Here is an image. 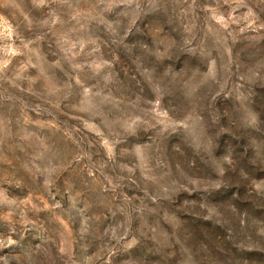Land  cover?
<instances>
[{
  "label": "clouds",
  "instance_id": "obj_1",
  "mask_svg": "<svg viewBox=\"0 0 264 264\" xmlns=\"http://www.w3.org/2000/svg\"><path fill=\"white\" fill-rule=\"evenodd\" d=\"M236 28L264 31V0H0V264L133 247L146 264H264V47H236ZM94 205L113 217L102 236Z\"/></svg>",
  "mask_w": 264,
  "mask_h": 264
},
{
  "label": "rangeland",
  "instance_id": "obj_2",
  "mask_svg": "<svg viewBox=\"0 0 264 264\" xmlns=\"http://www.w3.org/2000/svg\"><path fill=\"white\" fill-rule=\"evenodd\" d=\"M224 8H227V5L223 6ZM7 14V13H6ZM137 27H142L146 31H150V34H156L157 30L153 25H150L148 23L141 24V21H137ZM133 31H135V28H133ZM97 35L100 37V39L105 40L104 48L106 53L108 55H111L113 51H116L117 55H119V48L124 47V45H117L112 43V41L107 40V38L103 35V29H101ZM234 35H235V46L238 48H245L252 45H259L261 47H264V31H260L259 33L256 32H247V33H240L239 29H234ZM125 44L127 41L125 40ZM229 47H232V42L230 41ZM44 49L46 52L49 51L47 44L44 45ZM117 67L120 69L121 74H125L126 72H131L133 75H136V65L133 63V58L131 57H125L120 56L119 61L117 63ZM140 80V77L137 76V81ZM36 103H39L40 101L36 98H33ZM60 119H67L68 116L65 114L64 111H61L57 113ZM33 119H35V115L33 114ZM61 143H64L63 139L60 140ZM67 150L71 151L72 145L70 143L65 145ZM93 152H95V149H93ZM97 156H93V159H97ZM123 159V157H121ZM11 163V161L7 162ZM106 172H108L109 175L112 174L111 169H106ZM97 176H100L99 173H97ZM102 180L103 177H100ZM78 191H80L85 196L89 194L92 191V186L89 183H78L77 185ZM96 191H99L98 186L96 187ZM39 195V193H37ZM60 198L59 196L57 197ZM43 200H46L47 197H42ZM92 212H94L96 215L101 217L100 225L98 228L99 234L102 236L105 229L109 226L110 221L113 219L105 210L103 205L96 206L94 205ZM42 219H45L42 217ZM66 219V218H65ZM176 222V217L171 216L168 218V223L172 224ZM46 227H49L51 232L53 233L54 238H58V233L61 231H64L63 226L60 223L59 219H56L55 217H49L45 219ZM119 222L117 224L113 225L114 227H118ZM197 229L202 227V225H194ZM120 232H117V238H119ZM130 239V238H129ZM216 239L222 240V238L217 237ZM99 241H97L96 246H99ZM228 245L225 244V247ZM113 264H120L121 260L125 262V264H146L145 259L143 258V255L139 252H137V249L135 247L128 249L127 251L119 250L116 252V254L113 256ZM45 264H47V261H45Z\"/></svg>",
  "mask_w": 264,
  "mask_h": 264
}]
</instances>
